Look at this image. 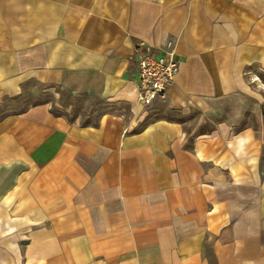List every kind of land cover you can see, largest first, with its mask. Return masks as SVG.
<instances>
[{"label": "crops", "instance_id": "crops-1", "mask_svg": "<svg viewBox=\"0 0 264 264\" xmlns=\"http://www.w3.org/2000/svg\"><path fill=\"white\" fill-rule=\"evenodd\" d=\"M166 49L185 62L152 107L179 120L0 119V264L48 256L42 226L56 264H264V0H0V103L35 80L135 113L139 62Z\"/></svg>", "mask_w": 264, "mask_h": 264}, {"label": "rangeland", "instance_id": "rangeland-1", "mask_svg": "<svg viewBox=\"0 0 264 264\" xmlns=\"http://www.w3.org/2000/svg\"><path fill=\"white\" fill-rule=\"evenodd\" d=\"M179 54V53H178ZM261 79V77H259ZM262 80V79H261ZM50 104L52 109H54L57 114H62V111L67 112V115L71 119H75L77 116H81L83 121L85 123L88 122H96L100 115L109 112V111H120L122 113H126L128 118H134L133 120H137L140 118V116L143 114L148 115V121L150 120H155L157 118H175V119H180V117L172 112L169 111V108L165 103H163L161 106L158 108H153L152 105L145 107L142 109V107H139L138 113H133L131 110V103H127V105H122L121 107H117L112 105L110 102L106 100H96V99H87L79 96H72L70 93L66 92L59 86H52V85H46L38 81H29L23 85L22 89V94L17 96V97H7L2 103H0V119L5 117L8 114L12 113H19L22 112L31 106H36V105H41V104ZM12 199L10 198V202ZM19 233L21 232H29L31 228H23L19 229ZM36 233H30V236L34 235V239H37L39 236H43L42 239L44 238H50L51 243L49 244V249H48V256L42 257L39 259V264H56L57 261L51 260V256L55 254L56 248L59 247L58 245L56 246L55 242V233L53 232V229L49 227H44L42 226L41 228L36 229ZM11 235H16L17 233H13ZM10 235V236H11ZM40 239V240H42ZM13 239L10 240V245L13 243ZM15 241V240H14ZM35 241V240H34ZM27 243H20L19 247L27 248ZM39 244V249L40 250L41 245L40 242ZM64 245V244H63ZM64 247L69 253L70 251L74 253V256H79V252L81 251L79 247L78 249H70L68 250L67 248L70 246L68 244H65ZM22 248V249H23ZM155 248V246H154ZM206 252L210 256V262L211 264H216L215 259L213 258V251L211 248H206ZM97 254V253H96ZM155 254V253H154ZM93 255L92 253H84V256L86 257L85 260H92L90 257ZM90 258V259H89ZM78 260L79 264H84L81 259H76ZM76 260H73L71 262H74ZM13 259L10 257V262H12ZM60 263V261H58ZM82 262V263H81ZM154 264H161L162 262L158 259L153 260ZM102 264V263H101Z\"/></svg>", "mask_w": 264, "mask_h": 264}, {"label": "built area", "instance_id": "built-area-1", "mask_svg": "<svg viewBox=\"0 0 264 264\" xmlns=\"http://www.w3.org/2000/svg\"><path fill=\"white\" fill-rule=\"evenodd\" d=\"M184 62V58L171 49L143 57L135 88L138 103L150 106L156 100L166 98L167 90L176 81Z\"/></svg>", "mask_w": 264, "mask_h": 264}, {"label": "bare ground", "instance_id": "bare-ground-1", "mask_svg": "<svg viewBox=\"0 0 264 264\" xmlns=\"http://www.w3.org/2000/svg\"><path fill=\"white\" fill-rule=\"evenodd\" d=\"M257 80H259L258 78H257ZM136 103V102H135ZM135 113L138 111V105H136L135 104ZM14 165H10L9 166V170L11 171H14L13 172V176H12V178H11V183L9 184V189H11L14 185H16V178H17V170H15L14 169ZM14 169V170H13ZM239 191H240V188H237ZM13 231H15V229L14 228H10L9 229V233H11V232H13ZM20 238L19 239H21V240H30L31 238L28 236V235H26V234H20V236H19ZM19 243H17V242H14L13 244H12V247L13 248H15V249H17L18 247H19Z\"/></svg>", "mask_w": 264, "mask_h": 264}]
</instances>
